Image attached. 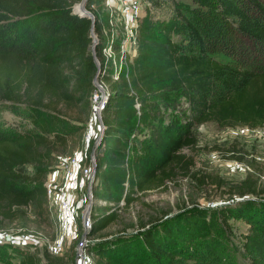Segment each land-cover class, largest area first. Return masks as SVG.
I'll return each instance as SVG.
<instances>
[{
	"label": "trees",
	"instance_id": "obj_1",
	"mask_svg": "<svg viewBox=\"0 0 264 264\" xmlns=\"http://www.w3.org/2000/svg\"><path fill=\"white\" fill-rule=\"evenodd\" d=\"M80 1L0 0V217H14L30 202L44 207V144L51 133L64 138L74 129L63 133L66 127L60 119L43 107L49 101L71 102L76 92L81 97L93 88L98 69L92 53L94 23L101 36L96 44L105 68L101 76L110 90L102 108L106 126L97 144L96 182L112 201L97 215L95 232L118 217L115 203L130 204L136 192L164 184L195 164V156L184 147L196 146V124L213 120L220 126L264 125L262 58L256 53L226 54L229 47L221 45L247 38L264 47V1L195 0L198 5H191L174 0L168 18L147 13L139 27L138 52L123 62L119 77L114 71L120 62V33L115 35L114 56L103 53L113 32L105 0H87L95 19L74 10ZM206 11L212 15L202 18ZM172 94L188 101L189 112L184 119L166 123L159 100ZM22 102L34 122L30 129L3 114L6 108L18 110ZM30 162L36 166L34 178L22 169ZM248 190L256 187L241 185V194ZM255 203L242 205L239 212L250 222L249 250L264 259V199ZM227 213H221L226 225ZM216 215L202 228L198 225L205 222L189 216L166 218L160 227L143 224L99 248L112 261L108 264H175L189 259L197 264H239L222 225L214 229ZM19 256L25 264H39L28 249Z\"/></svg>",
	"mask_w": 264,
	"mask_h": 264
},
{
	"label": "rangeland",
	"instance_id": "obj_2",
	"mask_svg": "<svg viewBox=\"0 0 264 264\" xmlns=\"http://www.w3.org/2000/svg\"><path fill=\"white\" fill-rule=\"evenodd\" d=\"M173 1L161 0L160 4H144L142 18L147 13L155 17H170L173 13ZM185 1L191 5L199 3L195 0ZM193 11L195 16L200 17L199 10ZM210 15L212 13L206 11L202 18ZM262 19L264 20V16ZM245 39V42L239 44L222 42L221 45L224 49L229 47L226 54L238 57L241 54L256 53L264 62V47L256 40ZM231 49L232 52L229 53ZM101 73L103 70H99V76ZM96 88L94 80V86L88 94L80 97L77 96L79 92H76V97L71 102L61 101L57 105L54 101H49L43 107L60 119L61 125L66 127L63 133L67 129H74L65 133L64 138L51 133L50 139L44 144L43 157V165L48 169L45 183L55 178L61 187L66 188L67 191L64 190L62 195L69 199V203L51 204L46 190L44 207L30 202L22 205L14 217H0L1 264H25L19 254L21 250L26 249L36 254L39 264H77L75 247L82 232L83 212L90 205L97 217L104 213L107 204L112 202L105 196L104 187L98 186L96 181L91 198L87 178L79 177L78 183H71L63 167V159L69 155H78L83 165L89 163L92 153L97 157L96 140L101 134V126L93 112ZM89 99L91 106L88 105ZM159 102L166 123L174 122L176 118L184 119L188 115V101L183 96L166 95L162 96ZM19 105L18 110L6 108L4 117L11 123L19 124V127L32 128L34 122L25 111V102ZM192 130L197 137V144L186 146L184 150L195 156V164L187 171L179 170L175 176L167 178L164 184L136 192L137 196L130 204L124 203L123 200L115 203L118 206V217L98 231L93 232L92 228L89 231L92 239L89 245L92 264L112 262L99 247L106 246L110 239L118 234L137 230L143 224L152 222L158 223L160 227L166 218L171 220V217L177 216H183V219L189 216L188 218L205 222L216 213L214 229L217 231V225H222L228 235L230 250L236 262L260 264V260L264 261L255 251L249 250L246 233L250 231V222L239 212L242 205L249 202L256 204L255 200L264 199V125L220 126L217 122L209 120L196 124ZM35 168L31 162L22 166L32 178L36 175ZM246 184L255 186L256 190L241 194V185ZM245 198H249L247 203L242 202ZM223 210L228 211L227 225L224 223L226 219L222 218ZM207 224L205 222L198 226L202 228ZM73 230L77 232L68 236L67 233ZM61 231L66 236L64 249L50 250L47 247L48 241L59 236ZM175 264L197 262L189 259Z\"/></svg>",
	"mask_w": 264,
	"mask_h": 264
},
{
	"label": "built area",
	"instance_id": "obj_3",
	"mask_svg": "<svg viewBox=\"0 0 264 264\" xmlns=\"http://www.w3.org/2000/svg\"><path fill=\"white\" fill-rule=\"evenodd\" d=\"M105 3L110 10V22L113 32L106 38V43L103 46V53L105 54L106 58H109L111 55L114 56L113 44L115 35L116 33H120V62H116L117 66L116 70L114 71V76L119 77L123 62H125L128 57L133 58L138 52L139 27L142 21L143 6L147 3L152 5L153 2L150 0H105ZM107 28H105V32H107ZM96 33L98 34L99 42L101 36L99 35L98 31H96ZM98 58L100 60V64H97L98 69L105 71V68L102 69L101 67V59L99 56ZM95 83L97 88L94 92L93 98V112L97 117L98 111L99 117L101 114L100 110L104 107L110 90L107 81L102 76H99L98 79L95 80ZM95 164H97V157L95 153L91 154L89 163L87 165H83L81 158L75 154L69 155L63 159V167L68 180L71 181V183H78L79 177L87 178L91 198L93 197V184L96 181V174L94 179L92 178V172L94 170ZM46 186L47 195L49 196V201L51 204L69 203V199L67 197H63L62 195L66 188L61 187L55 178L49 183H46ZM95 219L96 215H94V211L89 205V207L85 209L82 214V232L75 247L77 264H92L91 249L89 246L92 239L89 236V231L91 230ZM75 232L77 231H69L67 235L70 236ZM65 237L66 236L61 231L59 236H57L55 239L49 240L48 245H46L52 251H62L64 249Z\"/></svg>",
	"mask_w": 264,
	"mask_h": 264
},
{
	"label": "water",
	"instance_id": "obj_4",
	"mask_svg": "<svg viewBox=\"0 0 264 264\" xmlns=\"http://www.w3.org/2000/svg\"><path fill=\"white\" fill-rule=\"evenodd\" d=\"M86 2H87V0H81L80 1V3H81V10L80 11L82 13H86V14L90 15L91 17H93V19H95V13H94V11L87 6ZM74 10H75V8H74ZM75 11H77V10H75ZM91 35L93 36L92 53H93L94 59L96 60L97 64L99 65L100 64V60L98 58L97 50H96V44L98 42V34L96 33V29H95L94 23H93V26L91 28ZM98 77H99V69L96 72V74L94 75V80L98 79ZM99 117H100V125H101V134H100V136L96 140V146L100 142V140L102 138V134H103L104 128L106 126L102 114H100ZM96 169H97V164H95L94 170L92 172V178L93 179H94L95 174H96Z\"/></svg>",
	"mask_w": 264,
	"mask_h": 264
},
{
	"label": "bare ground",
	"instance_id": "obj_5",
	"mask_svg": "<svg viewBox=\"0 0 264 264\" xmlns=\"http://www.w3.org/2000/svg\"><path fill=\"white\" fill-rule=\"evenodd\" d=\"M79 5V6H78ZM76 7H75V10H78L80 11L81 10V3L78 4ZM100 113L102 114V109L100 110ZM98 120H99V123H100V117H98V111H97V117H96ZM101 126V125H100Z\"/></svg>",
	"mask_w": 264,
	"mask_h": 264
}]
</instances>
